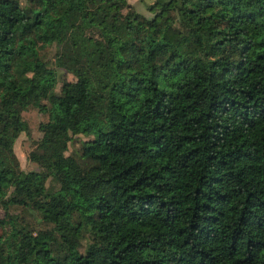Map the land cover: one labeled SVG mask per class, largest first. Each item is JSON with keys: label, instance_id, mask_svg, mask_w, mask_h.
<instances>
[{"label": "trees", "instance_id": "obj_1", "mask_svg": "<svg viewBox=\"0 0 264 264\" xmlns=\"http://www.w3.org/2000/svg\"><path fill=\"white\" fill-rule=\"evenodd\" d=\"M141 1L0 0V264H264V0Z\"/></svg>", "mask_w": 264, "mask_h": 264}, {"label": "rangeland", "instance_id": "obj_2", "mask_svg": "<svg viewBox=\"0 0 264 264\" xmlns=\"http://www.w3.org/2000/svg\"><path fill=\"white\" fill-rule=\"evenodd\" d=\"M130 3H132L139 11L141 10L144 13L148 14V12L145 10V5L141 3L140 0H130ZM56 50H57L56 45L49 44L42 49L41 53L48 61H51L53 64ZM57 71H58V82L55 90L60 91L61 89H65L69 93H73V94L79 93L80 85L75 82L76 80L75 76L71 72H68L61 67H57ZM22 117L28 124V130L19 133V135L14 141L13 150L17 162L19 163L20 169L26 171V170L38 168L37 163L29 158V151L35 147L36 141L42 135V132L39 129V123L41 121L47 120L48 117L46 114L42 113L35 106H29L26 109H24L22 111ZM50 128L51 129L57 128L56 123L52 121L50 124ZM65 136L69 139L68 149L66 153H74V151L78 150L80 146V140L86 138L83 135H75L74 137L71 138L70 135L66 133ZM46 186L49 190H53L56 189L59 186V184L56 180L52 178H48L46 180ZM9 209L10 211H20L19 208L15 209L14 206H10ZM19 213L21 214V212ZM4 214H5V210L0 202V217L4 216ZM24 214L26 213L22 212V215ZM26 217L30 219L29 215H26ZM33 222L34 220L32 219V223ZM35 225L41 226L42 224L39 223ZM81 249H83V247H81Z\"/></svg>", "mask_w": 264, "mask_h": 264}, {"label": "crops", "instance_id": "obj_3", "mask_svg": "<svg viewBox=\"0 0 264 264\" xmlns=\"http://www.w3.org/2000/svg\"><path fill=\"white\" fill-rule=\"evenodd\" d=\"M130 1V0H129ZM141 1V0H140ZM141 3H143L142 1H141Z\"/></svg>", "mask_w": 264, "mask_h": 264}]
</instances>
